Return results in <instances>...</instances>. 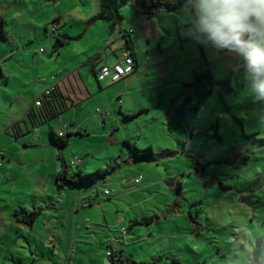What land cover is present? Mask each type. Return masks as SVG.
I'll return each mask as SVG.
<instances>
[{"label":"rangeland","instance_id":"374dc122","mask_svg":"<svg viewBox=\"0 0 264 264\" xmlns=\"http://www.w3.org/2000/svg\"><path fill=\"white\" fill-rule=\"evenodd\" d=\"M1 4L4 6L6 0H1ZM47 4L43 0H26L21 4L36 11L31 15L38 17L33 18L36 22L27 30L18 19L14 20L13 27L21 41L25 44L26 39L32 40L26 44L27 51L34 55L41 54L39 47L48 50L52 39L41 23L45 10H54L52 3ZM86 7L80 4L75 8L71 0H63L62 4L63 10L78 9L80 15ZM193 7L201 15L207 9L214 23L218 0L196 2ZM183 10L182 15L189 16L188 9ZM82 27L83 23L75 19L71 29L77 32ZM257 45L264 50V34ZM243 55L239 48L211 50L207 54L213 76L222 79L229 75L234 91L225 92L217 84L200 109L186 119L178 118L175 104H147L150 111L127 117V113L119 112L121 104H107L104 100L102 104H89L92 117L83 125L86 132L71 134L63 150L49 144L24 149L18 143L19 162L25 163V175L18 176L14 168L10 183L0 175V242L6 246H0V264L32 261L24 248L27 242L14 232L8 218L12 205L18 211L21 207L44 208L47 215H64L65 222H47L46 228L43 221L47 215L38 216L28 238L37 242L35 254L41 257L39 264H117L106 254L111 249H122L121 254L139 261L160 256L164 264H249L255 249L264 258V92L259 89L264 75H258L254 69L242 71ZM181 70H187L186 66L178 71ZM4 81L0 77L1 121L24 104L25 96L12 92ZM174 94L178 103L185 95L176 90ZM76 110L73 106L66 118L74 119ZM57 117L53 118L55 126ZM47 126L39 129L47 131ZM125 138L139 148L152 146L156 158L146 162L131 157L123 144ZM166 149L173 154L163 155L161 151ZM58 156L66 160L69 175H74L79 167L84 172L110 167L104 178L113 194L99 191L89 207H81L79 202L77 213V197L82 200L83 194H91L90 183L82 186L79 194L78 186L68 183L61 198L50 199L48 196L59 193L52 177L61 161ZM73 156L81 159L80 166L69 164ZM196 161L206 163L205 171L195 169ZM138 175L142 178L134 184ZM40 196L45 203H28ZM47 205L49 208L45 209ZM152 215L150 223L132 224L129 228L133 219ZM50 224L65 233L54 237L49 233ZM5 232L13 234L20 246ZM56 239L59 245L53 247ZM11 257L18 262H12Z\"/></svg>","mask_w":264,"mask_h":264},{"label":"crops","instance_id":"0c3cea01","mask_svg":"<svg viewBox=\"0 0 264 264\" xmlns=\"http://www.w3.org/2000/svg\"><path fill=\"white\" fill-rule=\"evenodd\" d=\"M25 1L6 0V4L3 6L0 0V77L5 79L4 85L11 87L12 92H22L25 95L23 97L24 104H20L18 110L13 112L12 116L0 120V175L3 181L7 183L13 180L10 179L9 175L15 171L14 168H16L18 176L26 173L25 163L19 162L18 156L21 153L18 143H21L24 149L30 147L41 148L47 146V144L56 147L51 142L50 131L51 129L58 131L62 125H66L70 131L78 130L85 133L87 129L83 125L86 120L92 117L88 110L89 104H102L104 100L107 104H113L114 101L121 104L119 112L122 115L139 110L141 111L138 115L146 113L151 109L147 104H156L157 102L176 105L178 102L176 101L177 95L174 94L175 90L182 96L190 92L192 88L184 87L183 83L192 81L195 71L202 72L208 67L210 68L211 64L207 54H210L211 50L216 51L210 47L208 40L202 33L200 23L190 11V9H193L198 17L212 26L213 23L209 19L207 9H204V14L201 15L193 7L196 2L204 0H196L191 5L184 4L174 10L159 11L152 14L139 12L135 8L133 0H128L120 8L121 22L115 24L101 19L89 21L99 12V0H95L94 5L91 4L90 0H71V5L75 8L80 4L87 6L83 8L85 13L82 15L77 14L78 9L75 12L72 10L67 11V9L63 10V0H43V3H48L47 5H50V3L54 5V10H49V14L45 10L44 19L41 22L44 30L49 33L52 39L48 50L44 49L41 54L34 55L27 51L28 44H26L32 42V40L26 39L24 44V41H21L16 29L13 27L15 25L14 20L18 19L19 23L21 22L27 30L28 26L36 22L34 19L38 18L31 15L36 11L34 12L30 7H21V4ZM183 9H188L189 16L182 15ZM75 19L83 23V27L77 32H73L71 29ZM52 23L57 27L55 35L51 34L49 30ZM2 26H4V33H2ZM123 31H127L132 39L133 71L115 82L104 81L99 83L96 81L95 74L100 63L113 64L125 53L130 55L125 45ZM63 36H68L70 39L58 45L56 37L62 39ZM245 36L246 33L243 38ZM85 40L86 43H84ZM235 48L238 47L228 50ZM3 64L6 66L5 69ZM185 66L187 70L178 71L185 68ZM51 85H56L67 98L68 108L57 117L58 124L55 126V120L51 119L48 123L31 128L18 137L10 135L8 129L11 124L24 120L27 111L38 95ZM124 104L134 105L125 107ZM73 106L77 108L76 117L74 119L69 116L66 118L65 115L69 114L68 111ZM65 118L67 120H64ZM102 121L104 123L105 118ZM45 124L48 125V130H40L39 128ZM194 133H196L195 128L192 129V134ZM37 141L39 144L36 143ZM59 169L60 164L52 172L55 185V174ZM105 182H107L105 178L100 181L102 185L108 187ZM133 183L138 184L134 181ZM62 190H57L59 195L53 194L48 197L50 199L54 196L61 198L63 196ZM78 198L79 196L74 206L76 213L79 202L81 207H89L93 204L92 202L96 199V196L90 201L92 204L85 203L89 201L87 193L83 194L82 200L79 199L81 201ZM17 202L21 203L22 201ZM42 202L45 203V199L40 196L38 200L35 199L28 203L37 206ZM11 208V214L8 215V218H10L14 232H17L19 236H23V240L27 242L24 244V248L29 251L32 257L31 264H39L41 257L35 254L38 250L37 242L29 239L28 236L32 234L38 216L47 215V211L40 208V214L32 225H29L18 221L14 217L15 205H12ZM46 208H49L48 205ZM19 211L27 212L30 210L21 207ZM44 220L43 225L45 228L47 222H65L62 214L57 216L49 214ZM52 224L48 227L51 228L49 233L54 237L57 236L56 238H58V236L65 233L63 229L58 231ZM5 234L11 238L13 243L16 242L15 239L17 238L13 234L9 235L7 232ZM32 242H36V244L33 245ZM60 242L62 243L61 240ZM16 243L20 246L19 241ZM58 245L59 242L56 239L53 247ZM0 246L6 248L5 243L0 242ZM120 250L117 251L118 254L121 253ZM11 260L15 263L18 262L14 257H11Z\"/></svg>","mask_w":264,"mask_h":264},{"label":"trees","instance_id":"16d2710c","mask_svg":"<svg viewBox=\"0 0 264 264\" xmlns=\"http://www.w3.org/2000/svg\"><path fill=\"white\" fill-rule=\"evenodd\" d=\"M128 0H99V12L92 17L89 21L95 19H101L104 21H109L112 24L119 23L122 20L120 13V8L125 5ZM196 0H133L135 8L139 12H144L152 14L159 11L165 10H174L178 7H181L184 4L191 5L192 2ZM221 0H218V5L220 7ZM193 17L200 23L202 27V33L208 40V43L212 49L217 50L218 52L226 51L230 48L236 46L233 45H224L223 43L217 41L213 38L211 34V26L202 18L198 17L193 9L191 11ZM250 22L255 27V31L252 33H246L245 40L251 38L256 44H258L264 34V24L256 19V17H251ZM3 25V24H2ZM2 33H4V26H2ZM123 37L125 41L126 48L129 50L130 55L133 56V43L132 39L127 31H123ZM70 37L63 36L56 37V42L58 45L65 43ZM240 69L242 71H248L253 69L250 65L249 60L245 55L240 59ZM217 84H221L223 91L232 92L234 88L231 84V78L229 75H226L222 79H216L211 69L208 67L202 72L195 71L194 79L189 83H183L184 87H191L190 92L185 93L181 102L175 105V112L179 119H184L192 113L198 111L203 105L204 101L209 97ZM40 104L33 105L29 108L26 113V118L22 121H16L11 124L8 129V133L13 137H18L28 132L31 128L37 127L44 123H48L51 119L56 116H59L63 111L68 108L67 98L61 93L56 85H52V89L48 94H45L43 91L39 94ZM139 111L128 113L127 117H133L137 115ZM73 133H81L78 130L75 131H66L63 135H59L58 131L51 129V142L57 146L60 150L65 149L68 145L69 136ZM124 146L127 148L129 155L133 158H142L146 162H151L156 158V154L152 146L145 148H139L136 143L128 138L123 140ZM163 155L170 156L173 154L172 150H162ZM60 161V169L55 174L56 188L58 191H61L66 187V184L73 183L78 186V191L83 190L84 185L90 183V188H93V196L89 197V201L85 202L86 204H92L90 201L97 196L99 190L96 189L98 185H102L97 179L103 178L107 172L110 171V167L98 168L93 172H84L81 167L74 173V175H69L67 169V162L62 156H58ZM77 166H80L78 164ZM206 163L196 161L195 169L204 170ZM102 181V180H101ZM97 182V183H95ZM95 183V184H94ZM177 187L181 189V184L178 183ZM111 196V195H108ZM40 209H33L30 211H18L13 212L14 217L18 221L25 222L29 225H32L34 220L40 214ZM153 220L152 216H143L140 219H133L132 223L129 225V228L132 224L138 223H150ZM107 252V251H106ZM107 254V253H106ZM112 257V261H115L117 264H164L160 262V256H151L150 258L143 260H135L130 255L117 253L116 251L110 250V254H107ZM173 262H177L175 259H172ZM249 264H264V258L258 256V251L255 249L252 255L249 258Z\"/></svg>","mask_w":264,"mask_h":264},{"label":"clouds","instance_id":"9594fccd","mask_svg":"<svg viewBox=\"0 0 264 264\" xmlns=\"http://www.w3.org/2000/svg\"><path fill=\"white\" fill-rule=\"evenodd\" d=\"M253 16L264 24V0H221L211 26V34L224 45L238 47L254 71L258 75H264V50L251 38L248 40L242 38L245 33L256 30L250 22ZM259 89L264 92V81L259 84Z\"/></svg>","mask_w":264,"mask_h":264},{"label":"built area","instance_id":"2783aa9c","mask_svg":"<svg viewBox=\"0 0 264 264\" xmlns=\"http://www.w3.org/2000/svg\"><path fill=\"white\" fill-rule=\"evenodd\" d=\"M49 30H50L51 34L55 35L57 32L56 25L52 23L49 26ZM43 50L44 49L42 47L39 49V51H43ZM133 68H134V64H133L132 56L129 55L128 53H125L122 57H120L113 64H107L105 62L100 63L99 66L97 67L95 78H96V81L99 83L104 82V81L115 82V81L119 80L120 78H122L123 76L131 73L133 71ZM51 89H52V85L47 87L46 89H44L43 92L45 94H48ZM34 103L37 105L40 104V96L39 95L36 98V100L34 101ZM99 112H101V111L99 110ZM105 113L109 114V112H107V111ZM68 130H69V128L66 125H62L59 128L58 133H59V135H63ZM80 163H81V159L77 156H73L69 160L70 165H78ZM141 178H142V176L138 175L134 178L133 181L135 183H138L141 180ZM96 189H98L100 192H102L103 194H106V195H112L113 194V190H111L110 188H108L104 185H98L96 187ZM93 195L94 194L92 192L89 195V197H92ZM106 253L110 254V250L107 251Z\"/></svg>","mask_w":264,"mask_h":264}]
</instances>
